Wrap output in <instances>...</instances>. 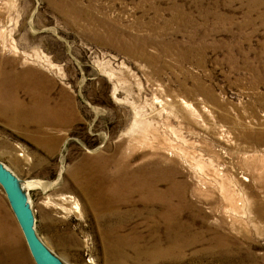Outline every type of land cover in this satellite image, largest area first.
Wrapping results in <instances>:
<instances>
[{"label":"rangeland","instance_id":"1","mask_svg":"<svg viewBox=\"0 0 264 264\" xmlns=\"http://www.w3.org/2000/svg\"><path fill=\"white\" fill-rule=\"evenodd\" d=\"M0 162L67 264H264V0H0Z\"/></svg>","mask_w":264,"mask_h":264},{"label":"water","instance_id":"2","mask_svg":"<svg viewBox=\"0 0 264 264\" xmlns=\"http://www.w3.org/2000/svg\"><path fill=\"white\" fill-rule=\"evenodd\" d=\"M23 181L5 164L0 162V186L9 206L22 230L35 264H67L53 252L39 237L36 231V219Z\"/></svg>","mask_w":264,"mask_h":264},{"label":"bare ground","instance_id":"3","mask_svg":"<svg viewBox=\"0 0 264 264\" xmlns=\"http://www.w3.org/2000/svg\"><path fill=\"white\" fill-rule=\"evenodd\" d=\"M28 81V80H27ZM5 103V102H4ZM36 108H37V110L39 109V113H40V111H41V109H40V107H38V106H36ZM26 112V111H25ZM54 116L55 115H57V112H56V114L55 113H52ZM23 115H25V114H23ZM19 116V115H18ZM16 117V116H15ZM34 118V117H33ZM25 120V119H24ZM45 120V119H44ZM56 122V121H55ZM56 123H58V122H56ZM118 168V167H117ZM125 168V164L124 163H122L121 164V166L119 167V172L117 173V175L115 174L114 175V177L116 178L117 176H118V174L120 173V172H122V170ZM88 169L89 170H91V173H94V171H96V174H99V175H104L105 174V178L107 179V181L108 182H110V181H112V178L110 177V176H108V177H106V170H107V164L106 165H104V166H100V162L98 163V165L96 164V165H89L88 166ZM125 179V178H124ZM122 183V182H121ZM120 183V181L119 182H117V183H114V184H112L108 189H106L105 190V194H102V195H109L110 196V198L111 197H113L114 199L116 198V197H118V196H122V202L123 203H121V205H126L127 204V202H128V195L131 193V189H129V188H122L121 187V184ZM23 186H24V188H25V190L27 191V190H30V187L32 186L33 187V183L32 182H27V183H25V184H23ZM112 198V199H113ZM112 201V200H111ZM114 202L115 203H118L119 201H116V200H114ZM112 211V210H111ZM107 212H109V210L107 211ZM118 212V211H117ZM3 228V227H2ZM4 230V229H3ZM6 232V231H5ZM8 232V231H7ZM116 234V233H115ZM112 236V235H111ZM119 236V235H118ZM16 238V237H15ZM118 238H120V237H118ZM110 239V238H109ZM19 240V239H18ZM106 240V239H105ZM108 240V239H107ZM111 240V239H110ZM118 240V239H117ZM112 241V240H111ZM119 241V240H118ZM5 242V241H4ZM11 243V242H10ZM20 243V242H19ZM21 244V243H20ZM110 245H111V243H109V244H107V247L108 248H111L110 247ZM114 245V244H113ZM115 249L116 248H119L118 249V251L119 252H121L122 253V248H121V246H124V245H122V244H119V242H115ZM17 246V245H16ZM103 246H105V245H103ZM1 247V246H0ZM19 248V247H18ZM106 248V247H105ZM107 248V249H108ZM5 250H6V248H5ZM15 250V249H14ZM19 250V249H18ZM110 250V249H109ZM14 254H16V252L14 253ZM19 254V253H18ZM5 255V254H4ZM8 255V254H7ZM10 255V254H9ZM19 256V255H18ZM14 257V256H13ZM1 258V257H0ZM18 260L20 261V259L18 258ZM20 263H22V262H20Z\"/></svg>","mask_w":264,"mask_h":264}]
</instances>
